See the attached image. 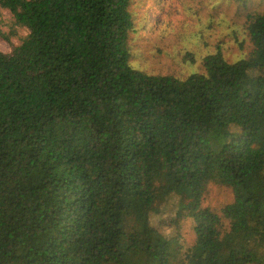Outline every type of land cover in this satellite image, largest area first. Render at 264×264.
Returning a JSON list of instances; mask_svg holds the SVG:
<instances>
[{
  "label": "trees",
  "instance_id": "trees-1",
  "mask_svg": "<svg viewBox=\"0 0 264 264\" xmlns=\"http://www.w3.org/2000/svg\"><path fill=\"white\" fill-rule=\"evenodd\" d=\"M229 2L241 57L177 78L132 67V0H0V264H264V9Z\"/></svg>",
  "mask_w": 264,
  "mask_h": 264
},
{
  "label": "rangeland",
  "instance_id": "rangeland-1",
  "mask_svg": "<svg viewBox=\"0 0 264 264\" xmlns=\"http://www.w3.org/2000/svg\"><path fill=\"white\" fill-rule=\"evenodd\" d=\"M248 6L264 9V0H248ZM130 9L135 22L130 38L134 69L184 78L200 70L201 58L208 51H216L217 43L228 61L241 57L227 32L208 28L203 22L209 14L210 23L219 26L228 22V30L233 31L240 23L236 14L239 8L229 0H132ZM25 36L26 31L0 7V53L10 54ZM187 53L193 56L192 62L184 59ZM228 196V192L212 188L204 203L224 204Z\"/></svg>",
  "mask_w": 264,
  "mask_h": 264
}]
</instances>
